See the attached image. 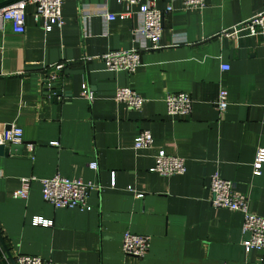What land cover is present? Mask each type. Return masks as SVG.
Instances as JSON below:
<instances>
[{"label":"crops","instance_id":"0c3cea01","mask_svg":"<svg viewBox=\"0 0 264 264\" xmlns=\"http://www.w3.org/2000/svg\"><path fill=\"white\" fill-rule=\"evenodd\" d=\"M18 1L0 0V9ZM204 4L184 11L181 0H156L158 10L171 12L162 16L159 48L142 51L132 74L84 58L144 44L134 34L141 25L135 5L65 0L61 28L44 33L26 3L23 33L0 29V132L16 126L23 143L20 154L0 155V264H13L18 255L57 264H264L261 252L243 251L241 215L208 202L209 176L217 170L246 197L251 213L264 218V163L252 173L256 151L264 150V37L220 36L263 11L264 0ZM98 12L129 15L105 21ZM58 63L54 84L61 96L53 101L42 94V77ZM82 85L91 101L80 95ZM118 87L144 99L139 110L114 100ZM221 89L227 106L218 114ZM179 92L189 95L190 113L167 116L164 98ZM142 130L152 144L134 150ZM159 150L183 159L184 173H150ZM56 174L94 186L88 211L54 209L41 200L38 180ZM22 178H33L27 198L14 199ZM125 231L149 238L143 258L121 254Z\"/></svg>","mask_w":264,"mask_h":264},{"label":"built area","instance_id":"2783aa9c","mask_svg":"<svg viewBox=\"0 0 264 264\" xmlns=\"http://www.w3.org/2000/svg\"><path fill=\"white\" fill-rule=\"evenodd\" d=\"M65 0H21L7 8L0 9V29L8 25L13 33L22 34L24 31V7L26 3L33 6L32 20L38 24L44 33L52 28L59 30L62 26L60 8ZM123 5L137 6V14L141 18V25L134 30L136 37H140L144 44L137 49L110 51L96 57H86L85 61L94 58L99 60L106 71H124L132 74L140 65V53L152 51L159 48L158 41L162 34V16L171 12L166 6L164 10H158L154 6L156 0H147L141 3L140 0H116ZM204 0H181V7L184 11H200L204 8ZM105 21L115 19L122 20L128 17L129 13L109 14L98 12ZM220 36L232 40L249 37H264V10L250 18L231 26L220 32ZM63 64L58 63L50 66V73L42 77L41 91L47 97L53 96V84L56 81L57 73L61 71ZM226 70V67H221ZM80 95L87 101L92 100V94L82 85ZM114 100L124 104L130 110H139L144 99L127 87H118L114 91ZM215 106L218 114H221L227 106V94L224 90H218L215 99ZM164 106L167 116H188L191 109V99L187 93L167 94L164 98ZM264 109V101L262 103ZM22 131L16 126H10L0 132V144L19 145L21 143ZM152 144V138L148 131L142 130L132 140V149H148ZM264 163V150H257L252 163V173L257 176L261 165ZM89 169L95 170V163L89 164ZM150 173L159 176L170 177L182 175L185 171L184 160L165 155L159 150L153 157V164L148 169ZM33 178H22L19 187L11 196L14 199L24 200L27 198L28 189ZM39 194L41 200L54 209H77L88 211L86 198L88 192L94 188L89 182H83L77 178H64L53 175L50 178L38 180ZM112 186V182L110 183ZM208 202L214 209H225L241 215L240 232L246 234L247 238L242 241V248L245 254L250 250H256L264 255V218L251 213L247 199L242 194L234 192L232 183L219 176L214 170L208 180ZM140 197V195H135ZM33 224L40 227L50 226V222L42 219H34ZM149 247V238L144 235L134 234L125 231L121 234L120 252L123 256L141 259L145 256ZM13 264H57L51 261H44L36 256L18 255L14 258Z\"/></svg>","mask_w":264,"mask_h":264},{"label":"water","instance_id":"95a60500","mask_svg":"<svg viewBox=\"0 0 264 264\" xmlns=\"http://www.w3.org/2000/svg\"><path fill=\"white\" fill-rule=\"evenodd\" d=\"M52 87L54 88L53 89V94L54 95L52 96V100L55 101V98L61 96V92L58 89L57 84H53ZM63 97L65 99H68V97H66L65 95H63ZM22 147H23V143L22 142L19 145H11V144L5 145V144H0V155L6 154V153L18 155V154L21 153Z\"/></svg>","mask_w":264,"mask_h":264}]
</instances>
